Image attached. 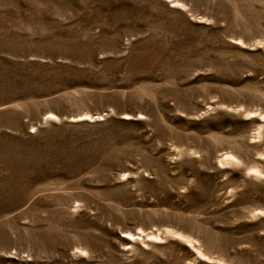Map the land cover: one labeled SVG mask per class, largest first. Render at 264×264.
<instances>
[{
	"label": "rangeland",
	"instance_id": "374dc122",
	"mask_svg": "<svg viewBox=\"0 0 264 264\" xmlns=\"http://www.w3.org/2000/svg\"><path fill=\"white\" fill-rule=\"evenodd\" d=\"M0 264H264V0H0Z\"/></svg>",
	"mask_w": 264,
	"mask_h": 264
}]
</instances>
